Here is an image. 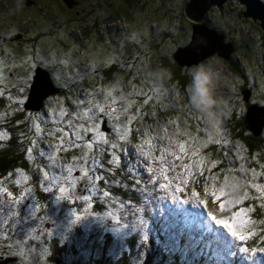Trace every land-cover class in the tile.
<instances>
[{"label":"rangeland","instance_id":"374dc122","mask_svg":"<svg viewBox=\"0 0 264 264\" xmlns=\"http://www.w3.org/2000/svg\"><path fill=\"white\" fill-rule=\"evenodd\" d=\"M17 1L19 0H0V33H2V37L6 31H16L18 23L22 21L27 23L26 25L29 30L27 33L29 34V36H38L40 33L49 34L47 33L48 30L54 31L55 29H57V26H59L60 24V20H62L61 18H59V16L65 19H72L70 14V8L68 6L66 7L68 9L66 8L58 9V10L55 9V7L52 5L53 2L55 3V0H39V1L37 0L38 1L37 3L41 4L40 7L36 6L34 11L26 7V9H24L25 11L22 10L19 12L17 10H14V8L17 7V9H20L19 7H24L23 4H26V2L30 3L33 0H24L23 2L21 0L22 4L21 2L17 3ZM69 1L72 6L75 5L78 6L77 3L79 1L86 2V4L87 2H89V4L92 5L97 3V0H78V1L69 0ZM188 1L189 0H108V2H104L105 4H103V6L108 7V5L112 6L113 4L114 11L111 16L112 20L110 21L107 27H106L107 23L104 22L100 24L97 28L95 27V30L97 32H101L103 34L104 39L102 43L98 42L97 45L94 44L93 41L91 40H88L86 43V45L89 44L91 46V48L87 47V49L92 50V53H95V56L89 58L88 55L85 54V50L83 49V43L75 44V42H77L75 40H74L75 42L72 43L71 48L72 49L76 48L75 50L76 53H78L77 51L81 49L82 52L81 55L84 58L86 57V60L95 62V68L93 67L94 69H100L99 63H104L106 65V68L108 67V62H111L113 60H114L113 63L114 62L122 63V65L124 66L122 70L127 71L128 69L131 72L132 76L135 77L134 84H132V82L130 81L127 82L128 88H130L131 90L138 91L139 88L141 87L140 86L141 83L143 85L142 88L144 89V91L148 92L150 88L154 87L156 90H158L159 92L158 95H160V97L162 98L161 100L166 101L169 104L170 100L168 101V99H166L168 97V94L166 95L167 93L166 82L162 84L160 81H158L155 77V72L160 67H166L169 68L175 74L177 73L178 75L189 76L187 75L188 70L193 68V67L187 68L186 70H182L181 72H179L175 67L176 65L174 64V61H172L170 57V53L172 54L174 51H176V49L183 46L185 42L187 44L189 43L186 41V39L188 36H190L191 21H189L184 14V8L186 7L187 3H189ZM62 2L64 3L63 0ZM222 5H223L222 8L220 6L219 7L212 6L210 8L208 12V17L206 19L208 26L210 28L219 31L225 37L226 43L232 42L233 47L236 44L235 47L236 52L234 51L235 55L237 57L240 56L242 58V61L248 66L253 65L255 67L254 69L250 67L249 70L251 74L256 75L257 81L258 83H260L259 81L260 75L264 74V52L259 49V45H261L262 39L264 37L263 35L264 33H262L263 32L262 27L255 19H253V17H249V16L244 17L246 19L245 20L242 17V15L239 16L236 13H233L232 16L230 17L226 16L227 14L224 12L225 9L227 8L226 6L228 5L237 9L241 8V10L246 12V8L244 7V5L242 3H239L238 0H228ZM97 10H99L98 13H101L100 7L97 8ZM83 14L85 13L82 12V15ZM89 15L90 13L87 12V16ZM38 23L39 24L49 23L50 25L49 24H47V26L44 25V29L42 28L40 29L38 27ZM74 24L76 23L72 22L69 25V30L65 29V32L73 33L76 36L74 39H79L78 32L80 31L79 29L80 27L79 26L76 27ZM197 24L198 22L196 23V25ZM89 29L90 31H94L93 25H91ZM119 31H121L120 34ZM260 35H262L263 37L261 38ZM118 36H121L120 39L117 38ZM114 37L117 38L115 42H113ZM69 39L71 38L68 37V40ZM253 39L256 40L254 41ZM47 40L48 37L45 35L43 37L42 43L40 44L44 45L43 42H45L46 44L50 43V41L47 42ZM57 42L59 44L61 43L60 41ZM5 44H6L5 42H2L0 43V46L4 48L9 43H7L6 45ZM160 44L164 50L162 53H158L156 51L157 45ZM152 48H154L155 50L153 51ZM234 52L232 53V55L234 54ZM82 56L75 55L73 64H79V65L84 64V61L82 60L83 58ZM118 57L121 58V61H116V58ZM213 57L218 59L216 55L214 56L212 55L208 57V59L209 58L213 59ZM135 59L139 60L138 61L139 68H135L134 70L133 63L137 62V60L135 61ZM216 61L218 62V64L222 65L220 61L218 60ZM48 63H51V61H48ZM224 69L226 73L229 75V79L230 78L232 79L231 81L232 87L230 89L225 88L223 86L220 87L218 90V95L220 96L221 100L224 101L223 98L226 95L230 94V97L234 101L233 103H235V106H240L243 109L244 108L243 104H247V103L244 102L243 99H242L243 101L240 99L241 96L240 84H242V79L238 78L237 76H234L232 71L230 69L225 68V66ZM90 70H92V68H90ZM184 71H187V73H184ZM127 75L128 72H126V76ZM53 79L54 82L57 81L54 74H53ZM136 79H138L139 81ZM167 82L171 83L172 80ZM4 87L6 90L10 89L9 96L14 95L16 91L15 88L11 89L12 87L7 84H5ZM118 87L119 84L117 85V89L115 87L114 89L116 91L119 90V92L122 93L121 88L118 89ZM174 91H175V87H172L171 90L169 91L171 92L170 96L173 95L174 97H176V95H174ZM173 96L172 98H174ZM261 98H264V94H262ZM172 102L175 104L174 101ZM172 102L171 104L173 105ZM57 105H61L60 99L52 100L50 103V106L56 107ZM178 106L180 108V105H177V107ZM257 106L264 108V106L261 105H257ZM10 113H11L10 117L11 116L14 117H12L11 119L6 118L8 115L4 114L3 121L6 120V124H7L9 122H12L11 120H15L16 125H19L20 122L19 120H17L18 113L13 109L12 112ZM162 114H167V115L170 114L172 116V113H170L169 109H165L162 112ZM43 115L45 116V118H40V120L37 123H40L42 119L47 120L50 116V113H47V115L45 113ZM25 117L29 118L30 116L28 115ZM224 117L225 115L223 114L222 118ZM163 121L167 122V118L163 117ZM175 121H176L175 123L173 121H170L171 124H169L168 126L170 130L169 128L167 130L170 133V137L166 135L164 142L162 140L157 141L156 139H153L151 143L152 146H149V145H144L142 142L138 143L136 142L137 140L134 139H132L134 140V142L129 143V141H131L130 139L128 141V144L125 146L126 147L125 149L127 152L130 153L132 159L129 160L127 163L129 164L131 163V161L133 162L136 161L137 170L141 171L143 181L145 182L149 179L150 176L155 175L159 183L155 185H149L150 189H154L155 187L160 188L159 184L167 183L168 181L163 178V174L161 171V168L163 167V162L154 160L153 157L164 155L166 157V160L171 161L172 163H175L177 165L181 163V161L175 162L173 156L171 155L172 152H175L178 155H183L179 151L180 142L175 136L176 133L172 135V129H171L172 126L173 130L180 129V131L183 133L182 135L183 140L188 139L186 147H188L189 150L188 151V154L190 156L189 163L197 164L201 156L205 158L206 161L204 164L205 174L203 176L199 174L197 175V172L200 169L198 170L194 167L193 171L196 173V176L191 179L190 183L187 186H185L180 183V181L183 180L186 176L184 170L182 168H177L176 171L169 170L168 175L172 183L168 189H162V188L158 189V191L160 192L157 194H159L161 199L159 201L160 202L159 206L160 208L163 209V211L162 212L160 211L159 215L158 216L156 215V217L155 214L154 215L152 214V216L148 218V216L145 215V213L143 212L142 207L138 204H136V207L141 209V211L137 212L135 216L126 214L124 210L120 209L119 203L113 206L111 199L108 200L101 199L99 197L101 196V194L92 192L93 201H92V208L90 209V211L97 213V215L87 216L82 221H79L78 225L83 226L87 224H92L86 226L84 231L88 234H91L92 236L95 237L97 236L98 239L97 244H99V241L101 243L105 241L104 236L106 234L114 236L113 242L111 241L106 248V250L109 253L107 255V258L110 260H113L115 259V257L117 258L118 256L119 261L121 262L127 261L126 258L125 259L121 258V256L123 255V251L120 250L123 249V247L120 246L119 243H116L120 234L123 237H129L130 240L132 239V243L133 241L136 242L137 244L135 245V247L138 250L142 249V245H144V247H146L147 250L150 252V250L154 247L152 237L157 236L156 240L161 239L159 236V231L157 230V227L155 225L156 223H159L163 229L160 235L163 234L164 237L169 239L171 242H174V237H176L175 235H179L180 233H182V231L184 233L188 232L191 238L192 236H194L192 239L197 238L199 240L198 241L196 239V241H194L195 244L192 243V245H189V248L193 247L189 252L186 249L183 250V254H185V256H183L184 260H182V262L179 264H264V252L257 251L255 255H253L251 252L242 253L238 250L240 247H247L250 249L251 248L259 249L261 247H264V240H261L260 238L262 236V233H264L263 232L264 225L259 223V221L261 220L260 218H262L263 216L262 214H264V209L261 208V211L256 215L254 214L255 209L257 207L256 205L257 204L260 205V202L256 201L254 204L249 202L250 198L253 197L255 193H258V191L252 189L251 187L246 186V182H243L241 180L242 178L248 176L249 181L253 180L254 183L264 184V177H261L259 175L254 177L253 173L251 172V169H255L257 173L264 172L263 159L257 156L256 158H254V162L253 161L250 162V159L248 158V155L250 153H248V151L246 152V150L244 149L245 146L242 145V143L238 142L237 140H235L233 144L239 149L237 154L239 158L238 161L240 164L243 162V165H245V167H248L247 169L245 168L247 170V173L242 171V174H240L237 171H232V169L230 170V168H228L227 166L224 167H222V165L220 166V164L223 162H222V158L219 157L220 154L218 153L219 152L218 150L216 151L210 148L208 152L205 150L204 147L201 148L199 146H196L199 147L200 150L204 149L205 152L200 151V154L198 156H191V151L193 149V146L200 142V140H198L201 139L200 136H202L204 140L203 142L207 146L209 145L208 143L213 144V142H215L216 140H221L222 138L219 136V134H223L222 126L225 124L219 123L216 126L217 128L216 135L218 134V139L215 140L217 136H215L214 139L211 137L212 133L214 135V131L209 134L207 131L203 132V130L202 131L201 130L198 131L197 129L191 130L192 128L190 129L191 131L187 129L186 131H184V127L186 126L185 123H179L178 119H175ZM221 121L224 122V120ZM191 122L189 123L192 124ZM256 123L252 124L253 127L258 126L259 123L257 124ZM205 124H208L207 119L205 120ZM201 125H204V122ZM15 126L12 125L11 126L12 128L11 129L9 128L8 131L10 130L12 131ZM156 127H157L156 130L160 132L161 128L159 126ZM31 128L32 127H29V129ZM246 130L247 132L250 131L247 128ZM16 131L17 130L13 132L14 136L17 134ZM185 132H187V135L184 134ZM177 134H179V131L177 132ZM191 134L193 135V137H191ZM138 136L140 137V133ZM150 136L152 137V135L147 136L146 134L145 139L146 140L149 139ZM193 138H195V140ZM157 143L159 144L160 148H156ZM48 144H44L46 150H48ZM141 146L146 151H152V156L146 158L141 156L139 154V150ZM17 148L22 149L19 143L17 144ZM155 149H158V151H156ZM115 151L117 152V150ZM75 153H77V151L69 155L72 156ZM129 153L128 154L125 153V157L127 156V159L129 157ZM121 154H123V152ZM241 155L243 156V159L240 158ZM28 157H29V166H31V164L32 165L34 164L32 163L33 158L31 159L30 156ZM66 160L67 159L65 157L64 158L61 157L58 159L60 163L66 162L67 164ZM139 161L141 162V166L139 164ZM212 161H219V163L217 164L218 167L217 166L212 167L211 165ZM183 162H186L185 157ZM228 162H230V167H232V163L230 159H228ZM225 164L228 165L227 163ZM134 165L136 164L134 163ZM148 166H152L157 169L154 174L146 171ZM103 176L105 177L104 180H100L96 182L98 187L99 185H102L107 187L109 191L115 193L118 192L119 194L122 195V186H124L123 182L119 184H115L113 183L114 178L111 179V178H107L106 175ZM113 176H115V173ZM225 177H227L228 179L225 180ZM202 178L205 179V182L203 183L201 181ZM41 179L43 183H46L44 181V177ZM143 181H141L140 187L145 186ZM177 185H180V187H182L184 190L182 192L175 191ZM234 185H236L237 187H234ZM197 187L200 190L196 191L195 195H192V191H194V189L196 190ZM130 188L132 190L131 193L132 198H134L135 196L136 200L143 201V199L140 197L139 192L137 190L132 189V185ZM205 188L208 189L207 192L204 191ZM220 188L224 189L225 194L221 195V199L217 201L211 195V192ZM245 192L248 193L250 198L245 200L242 204L234 205L228 203V201L243 196ZM187 193H189V197H186ZM157 194L155 195L156 197L158 196ZM173 196H175L176 199H173ZM150 197H154L153 194L152 195L150 194L149 198ZM209 197L211 199L210 203L206 201ZM112 198L116 200H123L125 202L128 201L127 198L124 199L121 196L116 197L115 195H112ZM146 198H148V196H146ZM199 200H205L206 203L200 204ZM133 202L136 201L133 200ZM148 202H149L148 204L146 203L147 208L150 206V204L153 205L155 204V206L157 205V201L153 200V198ZM94 203L96 204L95 206L98 205L100 206L97 208L93 207ZM221 203L225 205L224 209H221L219 207ZM247 203L250 205H248ZM202 206L208 207V209L211 210L210 212L213 213L217 217V219H222L227 221L229 224L232 225V227L236 231L244 234L246 236V239L241 242L237 240L235 237H233L229 232L227 234H229L231 237L228 235V238H222L221 235L217 232L211 233L210 230L207 231L205 225L203 224L204 222L203 220L205 219V216L202 208L205 207ZM250 206L254 209L252 212L242 213L241 216L239 217L233 216L234 212H239L241 208H249ZM216 207H218L219 211L216 209ZM107 211H112L114 216L123 215L124 218L121 221V223L128 224V227H120L113 217H108L105 215ZM219 212H221V215H219ZM223 213H225V215ZM181 214L187 217L186 220L184 219L179 220V216ZM72 219L73 217H71V219L70 217H66L60 222V224L61 225L63 224L67 229H69V226L71 225L70 220ZM141 219L143 220V223H139V220ZM245 219H250L254 223H243ZM148 224L151 232L150 235H149V231L147 232L148 229L146 230ZM133 225H135L134 230L132 227ZM215 226L219 229L222 227L221 225H217V224H215ZM116 229L119 230L117 231ZM189 229H191V231H189ZM249 232H252V236L250 237L248 236ZM23 234L20 233V237L21 235L23 237ZM176 239L178 240L177 248H180L181 251L182 248H184L187 245V242H185L184 239H182L181 237H176ZM194 249L195 250L197 249V254L200 258L195 254V252L193 251ZM65 250L66 249L63 250V253L65 252ZM229 251H231L230 256H228ZM69 255L75 258V256L72 255V253H69ZM158 255L162 256V254L160 253ZM180 255H182L181 252ZM186 257H190L191 261L187 260ZM202 257L204 258V260L201 259ZM82 258L83 261H85L86 256L84 254H80L79 259ZM73 264H75V262H73ZM76 264L78 263L76 262ZM113 264H117V263L115 262ZM165 264H171L170 260H165Z\"/></svg>","mask_w":264,"mask_h":264},{"label":"trees","instance_id":"16d2710c","mask_svg":"<svg viewBox=\"0 0 264 264\" xmlns=\"http://www.w3.org/2000/svg\"><path fill=\"white\" fill-rule=\"evenodd\" d=\"M22 1H24V0H22ZM18 2H21V0L17 1V3ZM104 2H108V0H104L103 4H105ZM87 4H89V2H87ZM87 4H86V2L79 1L77 3L78 6L75 5L72 10L70 9V14H71L72 19H65L63 17H61V18L64 19L65 27L68 30H69V25L72 22L76 23V24H74L76 27H78V26L80 27L79 28L80 31L78 32L79 39H74L76 36L73 33H69L70 35H74V36L71 37V39H69V40L67 39V42L73 43V42L77 41V42H75V44L83 43V49L85 50V54L88 55L89 58H91V57L95 56V53H92V50L87 49V47L91 48V46L89 44L86 45L87 41L91 40V41H93L94 44H97V45H98V42L102 43V41L104 39L103 34L101 32H97L95 30V27L97 28L100 24H102L101 23L102 21H104V22L107 21L110 23V21L112 19H111V17H109L107 15L111 11L109 6L107 7V6H103V4H100L99 7L101 9V13H98L99 10H97L91 4H89V5H87ZM96 4H99V0H97ZM67 6L68 5L66 4V7ZM68 7L70 8V6H68ZM83 7H86L87 10H90L89 13H90V17L93 19L92 21L90 20V17H88L87 19L83 18L84 16H87V13L82 15L83 10L81 11V8H83ZM220 7L222 8L223 5ZM226 7L227 8L225 9V12H224L227 14L226 16L230 17V16H232L233 13H236L239 16L242 15L243 18L246 17L245 11L241 10V8L237 9V8H234L230 5H228ZM16 8L17 7H15L14 10H16ZM66 9H68V8H66ZM76 13H79V14H76ZM224 13H222V14H224ZM207 17H208V13L206 14L205 19H204V23L208 26V23L206 20ZM78 18L79 19L82 18L83 23H81V25L78 23L80 21L79 20L77 21ZM100 19H102V21H100ZM255 20L261 21L259 19H255ZM23 25H25L24 21L19 22L17 25L16 31H18L20 29V27ZM44 25L47 26V24H41L38 27L40 29L41 28L44 29ZM91 25H93L94 31H90L89 28ZM190 25L192 27L191 23H190ZM211 29H213V28H211ZM123 30H122V32H123ZM214 30L217 31L216 29H214ZM16 31H6L4 33V35L8 36L10 34V32H16ZM262 31H263L262 33H264V28H262ZM217 32L219 34H221L219 31H217ZM120 33H121V31H119V34ZM42 34H44V33H42ZM0 35H2V33H0ZM120 37L121 36H118L117 38L120 39ZM190 37H191V30H190V36H188L186 39L188 42L190 41ZM260 37L262 38L263 36L260 35ZM117 38L114 37L113 42H115V40ZM1 40H2V37L0 38V42H1ZM253 40L255 41L256 39H253ZM263 41H264V37L262 39L261 45H259V49L264 52ZM40 42H42V40H40V38L37 39V41H35V43L41 47ZM43 43H45V42H43ZM237 44H238V42H237ZM235 47H236V44L234 46V51L236 52ZM161 48H162L161 44L157 45L156 49H158L157 50L158 53H162L164 51L163 48L162 49ZM75 50H76V48H73L70 51V53L73 55V58H75V55L82 56L81 55V53H82L81 49L77 51L78 53H76ZM235 52L233 55H231L229 60H222L219 57H218V59L213 57V59L220 61L222 63V65L225 66V68L230 69L232 71L234 76L241 78L242 79V84H240L241 92L250 90L253 99H249V102L247 104L242 103L244 106V108L242 109L240 106H235V103H233L234 101L231 99L230 94L226 95L223 99H224V102H227L229 104V106L231 107V112H230V114L225 112L224 113L225 117L221 119V120H224V122H222V121L220 122V124H222V123L225 124L222 126L223 127L222 128L223 134H219V136L222 138L221 144H216L215 142L212 141L213 144L208 143L209 145L207 146L203 142L204 140H203L202 136H200L201 139H198V140H200V142L198 144H195L194 146L195 147L199 146L201 148L204 147L205 150L208 152H209L210 148L214 149L216 151L218 150L219 151L218 153L220 154L219 157L222 158V162L224 163V164L221 163L220 166L221 165H222V167L227 166L228 168L232 169V171H237L238 173L242 174V171L247 173L246 169L248 167H245V165H243V162L240 164L238 161L239 158H238L237 154H238L239 149L236 146H234V144H233V142L235 140L242 143V145L245 146L244 149L246 150V152L248 151V153H250L248 155L250 162L251 161L254 162V158H256L257 156L260 157L261 159H263V161H264V128L261 130L260 134L255 135L253 132H250V131L247 132L245 124H244L247 108L250 105L256 104V105L264 106V98H261L262 94H264V74L260 75V79H259L260 83H258L256 75L251 74L250 70H249L250 67H252L253 69L255 67L253 65L248 66L247 64H245L242 61V58L240 56L237 57L235 55ZM172 54L170 53L171 59H172ZM164 57H166V56H164ZM82 60L84 61V64L79 65V64H73L72 63L71 67L73 68V70L76 71V73H78L80 76H82L83 80H81L79 83H77L76 81H74V82L71 81V82H73V85H70L71 82L69 84V82L63 81L62 79H60L56 76L55 77H56L57 81H55V82H54L53 78H51V81H52L53 85L58 89V92L50 95L49 98H46L42 104L41 109L37 112L25 109V103L27 101V98H28L29 92L31 90L33 81L31 82V84L28 87V92H27L25 99L20 98L19 94H18V85H16L19 83L15 82V80L8 79L7 75H6L7 71L5 70V72H4L5 84L11 86L12 87L11 89L15 88V90H17V91L14 93L13 96H11L12 99H9V94H10L9 90L10 89L6 90L5 95L3 97H0V113H2L3 115L7 114L8 116L6 118L11 119L14 116L10 117V115H11L10 112H12V109L15 110L18 113L17 114L18 115L17 120H19L20 124L16 125L15 120H11L12 122H9L7 124H6V120L0 122V130L5 131L9 137L7 139L0 140V144L3 145L2 147H0V176H6V179L8 180V182H6L5 184H7L10 188H11V186H13V187H18V189L19 188L21 189L23 186H26V184H30V183L32 184V182H34V186H35L34 191L36 192V194L39 197L42 192L38 191V190L40 187L43 188L41 185L44 184L42 182V179H41L43 172L49 171V174H51L53 169H49V167H48L49 161H48L47 157H40L38 155V149L33 150L32 156L30 158L32 159L34 157V159H32L33 160L32 163H34V164L33 165L31 164V166H29V157H28L29 154L27 152V149L29 147H31L30 141L32 139H37L38 144H39V148H43L45 151H48L49 149L46 150L44 144L49 143L48 145L51 144V145L55 146L58 141H57L56 137H53L49 134L48 129L50 127H52V125H45L43 123V120H45V119H42V121L40 122L41 128L44 129V131L39 136L36 134V130L34 128V123L35 122L37 123L40 120V118H45V116L43 114L46 113V115H47V113H50V116H51L53 109H58L59 107L62 106V105H57L56 107L50 106V103L53 99L55 100V99H62V98L68 97L69 99L66 98V101H64V100L61 101V104H63V107L67 108L69 111L75 112L76 106L72 103V101L77 99V97L83 99L84 94L86 92H90L91 90H96L98 96L104 97V95H105L104 90L105 89H108V88L114 89V87L117 89V85L119 84L118 89L121 88L122 93H120L119 90L116 91L114 89L113 95L117 97L118 102H117V104H115L113 106L117 107V113L120 115V119L126 123L129 115L136 114L137 112L142 113V115L140 116V118L133 121L132 125H130L131 129H133V130L131 131V133L128 136L126 141H120L118 139V136L114 132V128H109L110 130L107 128L108 122L102 116L101 120H104L105 122L101 124V131H104L106 136L109 138L110 142L117 143L120 145V147L118 149H116L117 154L120 155V164L119 165H115V164L109 165L107 163L111 159V155H110L111 149H110L109 145H103L101 143V147H103L105 149L103 155L101 156V163L104 164V169L97 168L96 172L92 173V174L106 175L107 178H111V179L114 178V180H116V181L123 182L124 186H122V195L119 194L118 192L115 193V192L110 191L112 193V195H115L116 197L121 196L122 198H124V199L127 198L128 200L131 199L132 201L135 200L136 201L135 203L142 207L143 212L145 213V215L148 216V218L151 217L152 214L153 215L155 214V217H156L157 210H160V209L162 210V208H160V206H159L160 205L159 201L161 199H160L159 194H157L160 192V191H158V189H160V188L155 187L154 190H152L147 195L148 198L143 199V201L142 200H136L135 196H134V198H132V194H131L132 190L130 187L133 183L132 182L133 176L128 171L129 164L127 163L132 158H131L130 153L127 152L125 149L126 148L125 146L128 144V141L131 139V141H129V143L130 142L132 143V142H134V140H137L136 142H138V143L142 142L144 145H146L144 143V141L146 140L145 136L147 134V136L152 135V137H158V138H154L157 141L162 140L164 142L166 135L170 137V133L167 131L169 128L168 127L169 124H171L170 121H174L175 119H178L179 123H185L186 126L184 127V131H186V129L190 130L191 128H192L191 130H196L199 128V130H201V131L203 130V132L207 131L208 134L212 133L214 131V135L212 133L211 137L214 139L215 136H217V138H215V140L218 139V134L216 135L217 128L215 127L214 130L210 131L209 130L210 127H209L208 117L202 112H197V111L193 110L191 108V106L189 105L188 98L186 95V86L190 81L189 76L178 75L177 73L175 74L172 72V75H173L172 82L171 83L166 82V85H167L166 86V88H167L166 95L168 94V97L166 99H168V101L170 100L169 101L170 105L166 101H162L161 100L162 98L160 97V95H158V96L153 95V103H151L149 105H143V97L135 95V91H137V90H131L130 88H128L127 82L130 81V82H132V84H134L135 83L134 82L135 77L132 76L131 72L128 69H127V71L122 70V68L124 67L122 65V63H120V62H114L113 63V61H114L113 60L111 62H108L107 68H106V65L104 63H99L100 69H94L95 68V62H91L89 60H86V57L85 58L83 57ZM136 60L137 59H135V61ZM116 61H121V58L120 57L116 58ZM138 61L139 60H137L136 63H133L134 70H135V68H139L138 67V65H139ZM172 61H174V60L172 59ZM134 64H136V65H134ZM174 64L176 65L175 67L179 72L187 69V67H180L175 61H174ZM192 67H195V66H192ZM90 68H92V70H90ZM189 68H191V67H189ZM126 72H128L127 76H126ZM184 73H187V71H184ZM83 74H85V78H84ZM136 80H138V79H136ZM231 81H232V79H231ZM140 86L141 87L139 88L138 91H140L142 89L141 91L145 92L144 89L142 88L143 85L141 83H140ZM172 87H175L174 95H176V97H174L173 95L170 96L171 92H169V91L171 90ZM60 88L62 89L61 91H60ZM62 91H63V93H61L60 95H57ZM222 94H223V92H222ZM53 96H54V98L51 99V97H53ZM169 96L171 97V99ZM172 96L174 98H172ZM242 96L243 95L240 96L241 100H242ZM250 98H251V95H250ZM179 99H180V101H179ZM133 100H135L137 103L133 104V106L130 109L125 111L124 109L127 108L128 104ZM172 101H174L175 104ZM250 101H252L253 103ZM64 102H67L68 105L67 104L65 105ZM171 102L173 103V105L171 104ZM177 105H180V108H179V106L177 107ZM165 109H169L170 113H172V116L170 114H168V115L162 114V112ZM222 111H223V109H222ZM28 115L30 116L29 117L30 119L25 117ZM190 116H193L194 119L190 118ZM163 117L167 118V122L163 121ZM206 119L208 121V124H205ZM190 120L193 122H191ZM189 122H191L192 124H190ZM203 122H204V125H201ZM2 123H4L5 126ZM12 125L13 126L16 125V126L13 128L12 131L11 130L8 131L9 128L10 129L12 128L11 127ZM28 126L32 127V128L29 129ZM156 126H159L161 128L160 132H158L156 130L157 129ZM137 128L143 129V131L138 132V131H136ZM171 129H172V135L176 133V135H175L176 138L179 140V142H182L183 133L180 131V129L173 130L172 126H171ZM15 130H17L16 131L17 134L14 136L13 132ZM169 130H170V128H169ZM178 131H179V134H177ZM139 133H140V137L138 136ZM89 135H91V134H89ZM191 137H193L192 134H191ZM132 139H134V140H132ZM225 139L228 141V143H226V144L223 143V141ZM183 141L187 144L188 139H185ZM17 142L20 144L22 149L17 148V144H18ZM151 143H152V141H151ZM190 147H192V146H190ZM156 148H160L158 143L156 145ZM17 149H19V150H17ZM76 151H77V153H75L74 155H72V156L69 155V154L76 152ZM83 151H87V149H69L66 152L62 150L58 154V159L61 157L62 158L65 157L67 159L66 160L67 164H69V163L80 164V163H82V161H80V160L73 161L72 157L73 156H77V157L81 156ZM93 151H97V146L94 145ZM201 151L205 152L204 149ZM122 152H123V154H121ZM125 153L126 154L129 153L128 159H127V156L125 157ZM35 158H37V159H35ZM144 158H146V157H144ZM189 158H190L189 154H188V156H185L186 162H184V163H189ZM173 159L176 162L175 157H173ZM228 159L231 160L232 167H230V162H228ZM65 163H62V164H65ZM134 163L136 165H134ZM225 163H227L228 165H226ZM131 164L134 165L137 169L136 161L135 162L131 161ZM139 164L141 166L140 161H139ZM194 165H196V163H194ZM241 166H243V167H241ZM195 168L199 170V167H195ZM105 169H107V171ZM55 171L58 172L59 170L55 169ZM199 172H200V170L197 172V175L199 174ZM25 173H27V177H29V179H22V177ZM114 173H115V176H113ZM138 173H139L138 178H142V181H143L141 171L139 170ZM111 174H113V175H111ZM73 175L79 176V175H81V173L79 171H76L73 173ZM17 179L21 180V184L15 185L12 183V181H15ZM241 180L243 182H247V181H249V177L246 176V178H242ZM201 181L203 183V182H205V179L202 178ZM61 183H63V182H61ZM143 183L145 185V181H143ZM147 186L150 188L149 185H147ZM99 188L102 190H108L107 187L102 186V185H99ZM198 190H200V189L197 187V189L195 191H192V195H195L196 191H198ZM43 192H45L44 189H43ZM93 193H91L92 196H93ZM96 193L100 194V192H96ZM56 194L58 195V192ZM150 194L151 195L153 194L154 197L149 198ZM156 194L158 195L157 197L155 196ZM77 195H89V192H86L84 190V186L80 187L77 185V187L74 190H72L73 199L70 200L69 202L66 203L64 201H61L59 204H57L55 202H53L51 204L50 202L54 201V199H53L52 193H50L49 195L45 196V197H47V199L45 200L46 204L50 203L49 208L47 210L45 209V202L42 199H41L39 204L41 205V210L45 214L57 215L56 214L57 210H66L65 215L63 217L64 218L70 217V219H71V216L68 215L70 209L71 208H79L81 205L84 204L83 201H79V200L74 199V197ZM258 196H259V193H255V195H253V197L250 198L249 202L254 204L256 201H258L261 204L262 201L257 198ZM186 197H189V193H187ZM152 198H153V200L157 201V205L155 206V204L154 205L150 204V206L147 208L146 203L148 204L149 203L148 201L151 200ZM206 201L208 203H210L211 202L210 197ZM93 205H94L93 207H96V208L100 206V205L95 206L96 205L95 203ZM248 205H250V204H248ZM256 206L257 207L255 209L254 214L257 215V213H259L261 211V207L258 204ZM205 208L207 209L208 213L211 211L210 209H208V207L205 206ZM216 209L218 210V207H216ZM223 214L225 215V213H223ZM212 215H214V214L212 213ZM219 215H221V212H219ZM262 215H263L262 218H264V214H262ZM60 217L63 218L62 214L60 215ZM262 218H260V219H262ZM88 225H92V224H87V225H83V226H79L78 223L71 224L69 226V229H67L65 226L62 227V231L59 234V240L54 239V241L57 242L58 248H53L51 250L52 255H50V257H49V259L52 261L51 264H73V262H75V264H76V262L78 264H113L115 262L117 264H165V260H170L171 264L172 263L173 264H179L182 262V260H184L183 256H185V254H183V250L186 249L188 252L190 251L189 247L187 246L188 244L191 245L189 240H188V238H189L188 236H186V235L183 236V239L185 240V242H187V245L184 248H182V250L180 251V248H177L178 240L176 239L174 242H171L169 239L165 238L163 234L160 235L161 231L163 229L159 223H156L155 225L157 227V230L159 231V236L161 239L156 240L157 236L152 237L154 247L150 250L151 254L147 250V248L144 247V245H142V249L138 250L135 247V245L137 244L136 242L133 241V243H132V239L130 240L129 237H123L120 234L116 243H119V245L123 247V249L120 250V251H123V255L121 256V258L122 259L126 258L127 261H123V262L119 261L118 256H117V258L115 257V259L110 260L107 258V255L109 253L106 250V248L111 241L113 242L114 236L106 234L104 236L105 241L103 243H101L99 241V244H97V240H98L97 236L96 237L92 236L91 234H88L84 231L85 227ZM146 230H147V232L149 231V235H150L151 232H150L149 224H148V227L146 228ZM262 236H264V233H262ZM159 241H161V242H159ZM64 249H66V250L63 253ZM180 252L182 253V255H180ZM69 253H72V255H74L75 258L70 256ZM159 253L162 254V256L161 255L159 256L158 255ZM64 254H65V256H64ZM80 254H84L86 256L85 261H83V258L79 259ZM186 258H187V260L191 261L190 257H186ZM201 259H203V258H201ZM43 264H50V263L47 262L45 259Z\"/></svg>","mask_w":264,"mask_h":264},{"label":"snow or ice","instance_id":"6c2138e0","mask_svg":"<svg viewBox=\"0 0 264 264\" xmlns=\"http://www.w3.org/2000/svg\"><path fill=\"white\" fill-rule=\"evenodd\" d=\"M5 64L0 57V97L5 95L6 89L4 87L5 84ZM135 87V86H134ZM104 97H100L97 95L96 90H91L90 92H86L84 94L83 99L77 97V99L73 100L72 103L76 106L75 112H70L67 108L61 106L58 109H53L52 115L49 116L47 120H44L43 123L45 125H52L48 129L49 134L53 137L57 138V144L55 146L48 145V151H45L43 148H39V144L37 139H32L30 141L31 147L27 149L29 156H32L33 150L38 149V155L40 157H47L49 164V169H53L51 176L49 171L43 172L44 181L46 183L42 184L45 192L52 193L54 202L59 204L61 201L69 202L73 199L72 190H74L77 185L83 181L84 182V190L89 192V195H77L74 197L75 200L83 201L84 204L79 208H71L68 215L73 217L70 220V224H76L79 221L85 219L89 215H97L95 212H91L93 196L92 192H100L101 199H111L113 206L119 203L120 209L124 210L126 214L135 216L137 212L141 211L138 207H136V203L129 199L127 202L123 200H116L112 198V193L108 190H102L98 187L97 181L104 180L105 177L101 174H92L96 172V169H104V164L101 163V156L103 155L105 149L101 147V143L103 145H109L111 152V159L107 162L109 165H119L120 163V155L115 151L120 147L119 144L110 142L109 138L106 134L101 131V124L104 123V120H101L103 116L107 122L109 128H114L115 134L118 136L120 141H126L128 136L130 135L131 129L130 125H132L133 121L140 118L142 113L137 112L136 114L129 115L127 122L125 123L120 119V115L117 113V109L113 107V105L117 104V97L113 95L114 89L108 88L104 90ZM159 92L154 87L150 88L148 92L136 91L135 95L143 97V105H149L153 103V95H158ZM110 98V99H109ZM9 99H12L9 96ZM135 100L131 101L127 108L124 110L127 111L130 109L133 104H136ZM190 118L194 119L193 116ZM3 121V114L0 113V122ZM176 122L175 120L173 121ZM34 128L36 130V134L39 136L44 129L41 128L40 123H34ZM199 131V128L197 129ZM136 131L142 132L143 129L137 128ZM89 134H91V138H89ZM187 135V132L184 133ZM8 134L0 130V140L7 139ZM154 138L151 137L144 141L146 145L152 146L151 141ZM195 140V138H193ZM221 140H216V144H220ZM223 143H228L225 139ZM94 145L97 146V151H93ZM3 145L0 144V147ZM69 149H87V151H83L81 156H73L72 160L77 161L80 160L82 163L80 164H62L58 161V154L63 151H68ZM158 151V149H155ZM179 151L182 155H178L175 152H172L171 155L175 157L176 161H181L179 165L172 163L171 161L166 160L164 155L154 156L153 159L157 161L163 162V167L161 168L163 178L167 180V183L159 184V187L162 189H168L172 183L169 178L168 172L169 170L176 171L177 168H182L186 173V176L183 180L180 181L181 184L187 186L191 179L196 176V173L193 171L194 167H199L200 172L199 175L203 176L205 174L204 164L205 158L203 156L200 157L199 161L196 165L193 163H184V157L188 156V148L186 147L185 142H180ZM199 147H193L191 151V156H198L200 154ZM139 154L143 157L152 156V151H146L141 146L139 150ZM243 159V156L240 157ZM34 159V157H33ZM219 161H212V167H216ZM243 167V166H241ZM58 169L59 171H55ZM107 171V169H105ZM157 169L148 166L146 171L149 173H155ZM231 170V169H230ZM19 171V170H18ZM79 171L81 175L75 176L74 172ZM129 173L133 176L132 189L137 190L142 199L146 198V196L154 189H150L147 185H155L159 183L155 175L149 177V179L145 182V186L140 187L142 178L139 177V173L134 165L129 163ZM253 176H261L264 177V172L257 173L255 169H251ZM24 179H29V177L25 176ZM228 178L225 177V180ZM235 179V178H233ZM63 182V183H61ZM13 184L19 185L21 184V180L17 179L12 181ZM107 183V182H106ZM115 184L121 183L120 181H113ZM246 186L251 187L258 191L259 196L257 197L262 202L260 207L264 209V184L254 183L252 181H247ZM127 187V186H126ZM234 187H237L234 185ZM55 190V191H54ZM184 189L177 185L175 191L182 192ZM33 189L31 187L23 188L20 193L14 194L13 191L10 190V187L4 182L0 181V249L4 248L7 245L9 248L12 247H20L21 251L18 253L22 257V264H33V261L25 256L23 249L21 246L27 245L29 253L35 254L37 252V248L40 247L39 244L29 243L30 241H40L43 237H46L49 234L47 229H41L39 233L36 232L35 226L30 225L28 228L23 229L19 226L34 219H43L42 217H38L37 213L41 212V205L39 203H31L25 204L26 200H29V197L32 193ZM195 191V189H194ZM205 192L208 191L207 188L204 189ZM59 193L58 195L56 193ZM219 193V194H218ZM225 194L224 189H216L211 192V195L219 201L221 199V195ZM249 195L247 192L244 193L243 196L239 198L228 201L231 204H242L245 200L249 199ZM173 199H176L173 196ZM187 202V201H185ZM200 204H205V200H199ZM24 205L25 211L23 214L21 213L20 206ZM47 207V206H45ZM221 209H224L225 205L221 203L219 205ZM254 209L252 207L249 208H241L239 212H234L233 216L239 217L242 213L252 212ZM108 217H113L114 220L119 224L120 227H128V224L121 223L123 220V215H115L112 211H107L105 213ZM213 221L217 225H221L224 229H227L228 232L235 237L239 241H244L246 236L238 231H236L231 224L222 219H217L215 215H212L211 212L208 213ZM139 223H143V220H139ZM243 223H254L250 219H245ZM260 224L264 225V218L259 221ZM7 226V227H6ZM133 230L135 229V225L132 226ZM117 231L119 229H116ZM23 232V237L21 238L18 233ZM16 236V239L13 237ZM248 236H252V232L248 233ZM261 240H264V236L261 237ZM242 253L251 252L253 255L257 251L264 252V247L259 249L256 248H247L240 247L238 249ZM231 255V251L228 252V256Z\"/></svg>","mask_w":264,"mask_h":264},{"label":"flooded vegetation","instance_id":"af4514ba","mask_svg":"<svg viewBox=\"0 0 264 264\" xmlns=\"http://www.w3.org/2000/svg\"><path fill=\"white\" fill-rule=\"evenodd\" d=\"M55 0V3L53 2V6L55 7L56 10L58 9H64L66 7V4L70 6V9L72 10L74 6L70 4L69 0ZM104 0H99V4H94L92 5L96 9L99 7L100 4H103ZM23 2V1H22ZM21 2V4H22ZM37 0H33L30 3L23 4L24 7H19L20 9L16 10L22 11L24 9L29 8L30 10L34 11L35 7H40L41 4L37 3ZM52 2V1H51ZM35 5V6H34ZM111 8V11L109 14H107L109 17L112 16L113 13V4L108 5ZM94 8V9H95ZM83 10L84 13L89 12L86 7L81 8V11ZM25 11V10H24ZM31 12V11H30ZM79 14V13H76ZM58 17V16H57ZM89 16H84V19H87ZM61 18V17H59ZM59 26H57V29L54 31L48 30L47 33L49 34H39L38 36H29L27 33L29 30L27 28V23L24 22L25 25L21 26L20 29L16 32H10V34L0 35V38L2 37V40L0 43L5 42L6 46L3 48L0 46V57H2L4 64H5V70L7 78L10 80H15V82L19 83L16 84L18 85V94L20 98L25 99L27 92H28V87L31 84V82L34 79V76L36 75V71L38 69H43L46 71L49 75L50 78H53V74L58 78L62 79L63 81L70 82L71 81H76L79 83L81 80H83L82 76H80L78 73H76L75 70L71 67V64L74 61L73 55L70 53L72 50L71 42H67L68 37H73L74 35H70L69 33L65 32L66 27H64V19L61 18ZM80 25L82 22V18H78L77 21ZM90 20L92 21L93 19L90 17ZM58 21V19H57ZM56 21V22H57ZM102 21V19H100ZM54 22V23H56ZM62 22V23H61ZM102 21L101 23H103ZM107 23L106 27L108 26L109 22H104ZM49 24V23H47ZM41 25L38 23V26ZM50 25V24H49ZM62 30V31H61ZM68 30V29H67ZM50 31V32H49ZM12 33V34H11ZM111 33V32H110ZM48 36L47 42L50 41V43H44V45L38 46L35 41L40 38V40L43 41L44 36ZM57 41H60L61 43L59 44ZM187 41V40H186ZM188 42V41H187ZM42 43V42H40ZM187 43L183 46H185ZM12 45V46H11ZM40 45V44H39ZM182 46V47H183ZM153 51L155 50L154 48L152 49ZM158 49H156L157 51ZM48 61H51V63H48ZM206 61V60H205ZM85 78V74H83ZM54 80V79H53ZM73 82H71L70 85H73ZM59 87V86H58ZM62 89L60 88V91ZM17 91V90H16ZM15 91V92H16ZM62 92H60L57 95H60ZM242 95V92L240 93ZM50 97V96H49ZM47 97V98H49ZM51 97V99H53ZM66 98L60 99L61 101H66ZM69 99V98H68ZM243 99V96H242ZM252 94H251V98ZM54 100V99H53ZM252 102V101H250ZM253 103V102H252ZM64 104L68 105L67 102H64ZM63 106V104H61ZM71 105V104H70ZM73 106V105H72ZM117 109L116 106H113ZM71 108V107H70ZM71 112V111H70ZM102 118V117H101ZM107 121V120H106ZM109 129V127L107 126ZM107 129V130H108ZM110 130V129H109ZM104 132V131H103ZM107 132V131H106ZM91 135H89V138ZM11 174V173H10ZM9 174V175H10ZM27 176V173H25L22 177ZM51 176V174H50ZM43 178V175H42ZM0 181L6 183L8 180L6 179V176H0ZM84 182L81 181L78 186H84ZM80 186V187H81ZM25 187H31L33 189L29 200L25 201V204H28L29 202L31 203H40L41 199L45 202L47 197L46 195H49V192H43V188H39L38 191H41V195L38 197L36 192L34 191V182L32 184H26V186H23L21 189L18 187H13L11 186V190L14 191V194H19L20 191L25 188ZM49 193V194H48ZM82 193V192H81ZM54 201L50 202L51 204ZM49 204H46L45 202V209L47 210L50 206ZM21 213L25 211L24 205L20 206ZM60 211V212H59ZM66 210H57L56 214L58 215H49L41 212L37 213L38 217H42L43 219H34L32 221H29L28 223L22 224L19 227L26 229L30 225H34L36 232L39 233L41 229H47L49 231V234L46 237H43L42 240L40 241H30L29 243L32 244H39L40 247L37 248V252L35 254H30L27 245L21 246L23 249V252L25 253V256H27L29 259L33 261V264H43V262L46 261L49 262L50 264L52 261L49 259L51 254V250L53 248H58L57 247V242L54 241V239L59 240V234L62 231V227L64 225L60 224L61 220H63V216L65 215ZM62 214V217L60 215ZM205 215H208L207 212H205ZM223 233L226 234V230L222 227L220 229ZM20 233L23 234V232H19L18 235L20 236ZM22 237V235H21ZM13 239H16V236L13 237ZM60 247V246H59ZM21 251L20 247H12L9 248L7 245H5L4 248L0 249V264H22V257L18 254ZM48 257V258H47ZM45 258V259H44Z\"/></svg>","mask_w":264,"mask_h":264},{"label":"water","instance_id":"95a60500","mask_svg":"<svg viewBox=\"0 0 264 264\" xmlns=\"http://www.w3.org/2000/svg\"><path fill=\"white\" fill-rule=\"evenodd\" d=\"M228 0H190L187 3L184 13L186 18L191 21V37L190 41L184 47L176 49L172 54V59L180 67H192L205 61L210 56L216 55L222 60H229L234 47L231 42L226 43L225 37L214 29L209 28L204 19L212 6H221ZM246 8V17L259 19L257 21L264 28V0H238ZM198 24L196 25V23ZM50 89V91H49ZM58 92L53 85L50 75L38 69L33 79V84L29 92L25 109L31 111H39L44 100L52 94ZM243 100L248 103L250 99V90L243 91ZM255 120V121H254ZM259 123L258 126L252 124ZM256 123V124H257ZM245 127L252 131L255 135L261 133L264 127V108L257 105H250L247 108L244 121Z\"/></svg>","mask_w":264,"mask_h":264},{"label":"clouds","instance_id":"9594fccd","mask_svg":"<svg viewBox=\"0 0 264 264\" xmlns=\"http://www.w3.org/2000/svg\"><path fill=\"white\" fill-rule=\"evenodd\" d=\"M188 75L190 77L186 86L188 103L193 110L202 112L208 117L210 130H214L221 122L222 115L231 112L229 104L222 101L218 95L220 87L229 89L232 87L229 75L224 66L212 58L189 69ZM155 77L163 84L171 81L173 75L169 68L160 67L156 70Z\"/></svg>","mask_w":264,"mask_h":264},{"label":"bare ground","instance_id":"6f19581e","mask_svg":"<svg viewBox=\"0 0 264 264\" xmlns=\"http://www.w3.org/2000/svg\"><path fill=\"white\" fill-rule=\"evenodd\" d=\"M192 24V23H191ZM40 70V69H39ZM228 135V134H227Z\"/></svg>","mask_w":264,"mask_h":264}]
</instances>
